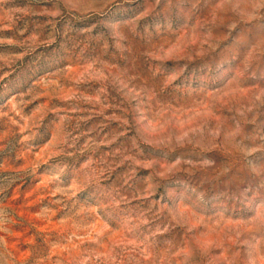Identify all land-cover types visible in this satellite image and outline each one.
Wrapping results in <instances>:
<instances>
[{
	"label": "rangeland",
	"instance_id": "obj_1",
	"mask_svg": "<svg viewBox=\"0 0 264 264\" xmlns=\"http://www.w3.org/2000/svg\"><path fill=\"white\" fill-rule=\"evenodd\" d=\"M0 264H264V0H0Z\"/></svg>",
	"mask_w": 264,
	"mask_h": 264
}]
</instances>
